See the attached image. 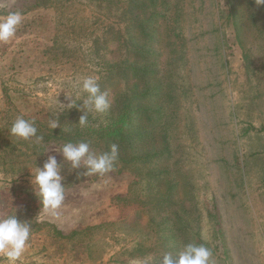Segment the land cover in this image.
<instances>
[{"label":"rangeland","instance_id":"374dc122","mask_svg":"<svg viewBox=\"0 0 264 264\" xmlns=\"http://www.w3.org/2000/svg\"><path fill=\"white\" fill-rule=\"evenodd\" d=\"M78 1L63 13L35 8L36 0H0V16L22 13L14 37L0 42V122L7 123L0 131V155L21 168L11 179L0 165V216L17 211L19 219L32 225L17 264H142L131 249L148 213L141 211L135 224L118 221L135 218L137 203L124 206L121 200L129 193L133 173L86 175L82 165L80 181L65 186L64 202L53 215L43 206L35 207L38 199L30 176L20 174L42 167L48 155H56L63 175L76 172L54 151L65 143L24 140L9 132L12 121L41 108L53 120L69 109L66 95L73 100L87 97L84 77L101 75L89 34L77 38L68 32L97 27L92 26L89 6ZM178 1L184 12L185 46L163 30V59L169 62L173 57L171 73L165 76L177 102L174 107L169 104L173 174L183 191V202L176 196L178 203L171 210L174 215L182 211L192 229L200 231L214 264H264V131L260 130L264 128V6L258 7L255 0ZM232 6L237 9L233 17ZM37 24L39 34L33 28ZM54 36L59 37L57 42ZM173 41L184 49L186 60L175 61L177 55L169 46ZM64 42L78 49L60 59L56 53L60 47H55ZM20 46L22 51L15 54ZM12 98L21 114L13 108ZM34 142L39 143L35 148ZM101 223L109 225L73 238L57 233L68 236Z\"/></svg>","mask_w":264,"mask_h":264},{"label":"trees","instance_id":"16d2710c","mask_svg":"<svg viewBox=\"0 0 264 264\" xmlns=\"http://www.w3.org/2000/svg\"><path fill=\"white\" fill-rule=\"evenodd\" d=\"M76 1L78 0H36L34 7L52 8L64 13L69 4ZM83 3L91 10L94 22L92 26L97 27L91 32L87 26L72 30L70 28L68 32L77 38L89 34L91 51L96 55L98 71L101 73V90L109 93V110L96 113L80 108L82 97L74 100L77 101L75 106L57 114L54 119L59 120L60 127L53 130L49 126L50 115L41 112L42 108L39 109L40 112L24 114V119L35 121L38 135L45 142L85 141L90 143V148L95 153L109 151L112 144L118 145V159L113 170H125L134 174L129 193L121 200L124 206L137 203L133 210L134 220L122 218L118 221L126 225L135 224L141 217V211L148 213L145 227L141 231L135 230L137 234L133 236L135 246L131 251L134 257L140 259L142 264L146 261L148 264H159L165 254H171L176 259L184 245L203 244L200 231L192 229L191 224L180 214L183 212L177 210L174 215L171 210V205L178 203L174 198L177 196L181 200L183 191L180 181L173 174L176 170L173 167V128L170 125L169 104L174 107L177 102L169 87L172 84L167 79L168 76H165L171 73L173 57L169 58V62L167 58L163 59V48L166 49L163 30L166 29L165 34L168 31V34L180 40L183 47V9L179 7L181 4L178 0H84ZM230 8V16L233 17L237 9L234 6ZM162 21H167L168 25ZM169 22H174V26ZM33 28L38 34L42 32L38 24ZM58 38L54 36L52 40L56 41ZM114 45L117 46L116 50ZM169 46L177 55L175 61L186 60L184 49H178L175 41ZM53 47L50 49H54ZM59 47L60 51L56 53L60 59L78 49L77 45L72 47L66 42L56 46L55 50ZM21 49V46L17 47L14 53L21 52ZM119 85L122 86L118 87ZM13 108L21 114V108L14 99ZM82 111L86 112L88 118L85 126L78 124ZM12 123L13 121L10 127ZM6 125L1 121L0 131ZM260 130L264 131V128ZM14 142L12 146H15ZM27 145L29 146L28 143ZM38 145V142H34L32 147ZM35 153L40 154L38 151ZM10 159L0 155V165L3 175L10 174L11 179H14L21 168L12 166ZM77 171L64 174L65 186L80 181L81 174L78 176ZM26 175L31 176L30 170L21 172L20 177ZM140 186L142 191H138ZM36 201L38 200H35L36 208L42 206ZM182 202L183 200L180 204ZM181 209L185 210L183 205ZM156 214L160 219H157ZM108 223L74 231L68 236L59 230L57 233L63 238H73L79 234H90V230L106 227Z\"/></svg>","mask_w":264,"mask_h":264},{"label":"clouds","instance_id":"9594fccd","mask_svg":"<svg viewBox=\"0 0 264 264\" xmlns=\"http://www.w3.org/2000/svg\"><path fill=\"white\" fill-rule=\"evenodd\" d=\"M255 4L264 6V0H255ZM22 23V13L19 11L8 12L0 16V42H8L14 37L18 26ZM82 90L87 97L82 100L80 108L96 113H105L110 108L108 94L101 90L99 77L86 76L82 79ZM69 103L66 108L76 105L71 96L66 95ZM88 122L86 112L82 111L78 124L85 126ZM51 129L60 127L58 119L50 121ZM9 132L24 140L35 137L37 141L43 139L38 135V129L34 120H26L18 117L12 123ZM63 161L71 165V170H79L83 165L84 174L104 175L111 172L118 159V145L112 144L109 151L95 153L90 149V143L81 141L77 143L67 142L59 151ZM61 162L56 155H48L42 167L36 165L33 172L30 170V184L33 194L39 200L44 209L49 210L53 215H58L57 210L62 206L65 199V176L62 174ZM81 172H77L79 176ZM32 225L28 220L19 219L17 211L7 216H0V264H17L28 245ZM145 264H148L146 261ZM159 264H214L212 251L203 244L189 243L173 259L171 254H165Z\"/></svg>","mask_w":264,"mask_h":264}]
</instances>
